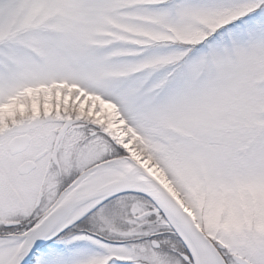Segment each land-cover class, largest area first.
Instances as JSON below:
<instances>
[{
    "label": "snow or ice",
    "instance_id": "obj_1",
    "mask_svg": "<svg viewBox=\"0 0 264 264\" xmlns=\"http://www.w3.org/2000/svg\"><path fill=\"white\" fill-rule=\"evenodd\" d=\"M0 264H264V0H0Z\"/></svg>",
    "mask_w": 264,
    "mask_h": 264
}]
</instances>
